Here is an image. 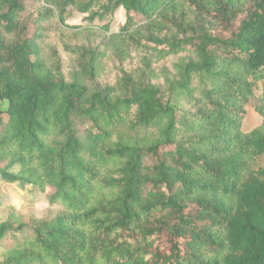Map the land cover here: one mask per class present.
Here are the masks:
<instances>
[{
	"label": "trees",
	"instance_id": "trees-1",
	"mask_svg": "<svg viewBox=\"0 0 264 264\" xmlns=\"http://www.w3.org/2000/svg\"><path fill=\"white\" fill-rule=\"evenodd\" d=\"M0 178L58 208L9 207L0 264H264V0H0Z\"/></svg>",
	"mask_w": 264,
	"mask_h": 264
},
{
	"label": "rangeland",
	"instance_id": "rangeland-1",
	"mask_svg": "<svg viewBox=\"0 0 264 264\" xmlns=\"http://www.w3.org/2000/svg\"><path fill=\"white\" fill-rule=\"evenodd\" d=\"M126 21L125 11L123 9L118 10L114 15L106 17L104 20L96 19L94 22L88 20L87 15L79 14L75 12L71 17L66 18V26L70 29L84 28V29H96L108 26L109 32L118 31L120 24ZM72 31V30H71ZM63 56L64 68L66 74H69L70 69V55L61 49ZM144 52L133 53L130 61L125 64H119L114 61L105 62V67L100 75L99 81L103 85H114L119 75V68H122L128 72H139L145 69V63L143 62ZM177 57H167L165 59H159L152 61V66L157 72H162V76L166 72L173 71ZM163 78H159L162 82ZM6 108V104L3 105ZM247 116L243 121V129L251 131L262 125L263 119L252 108H247ZM0 224L5 222L8 217V208L14 207L24 217L33 216L36 219H44L46 217H54L58 213V208L51 206L46 200L44 195L31 194V188L22 184H6L0 178ZM4 248L0 246V261L3 259Z\"/></svg>",
	"mask_w": 264,
	"mask_h": 264
}]
</instances>
